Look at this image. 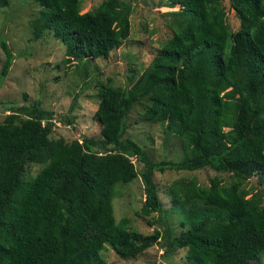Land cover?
<instances>
[{"label":"trees","instance_id":"trees-1","mask_svg":"<svg viewBox=\"0 0 264 264\" xmlns=\"http://www.w3.org/2000/svg\"><path fill=\"white\" fill-rule=\"evenodd\" d=\"M9 2L0 0V8ZM34 2L32 36L50 30L63 45V63L106 57L128 36L130 6L120 0H101L83 12L80 0ZM166 2L177 5L172 35L147 66L125 88L96 85L99 137L49 136L56 122L75 126L70 112L77 92L64 112L43 108L39 99L6 110L0 120V264H104L101 252L108 247L121 258L135 257L158 239L164 257L185 247L211 264H249L264 255V201L241 186L251 175L264 185V0H227L235 28L223 0ZM0 49L3 77L12 53L3 38ZM91 82L83 79L79 90ZM142 101V118L164 122L179 138L180 159L152 161L123 137L127 113ZM31 164L38 165L34 175L27 173ZM204 167L231 181L224 185L216 175L207 186L194 178L171 181V205L184 227L171 237L153 172ZM137 175L144 194L139 213L154 212L148 223L161 227L148 234L128 228L125 218L115 221L112 210L116 186Z\"/></svg>","mask_w":264,"mask_h":264},{"label":"rangeland","instance_id":"rangeland-1","mask_svg":"<svg viewBox=\"0 0 264 264\" xmlns=\"http://www.w3.org/2000/svg\"><path fill=\"white\" fill-rule=\"evenodd\" d=\"M101 0H80V11L96 6ZM130 6L128 15V36L114 47L106 57L63 63V45L45 30L38 38L32 36L28 21L35 17L38 5L34 0H10L5 8H0V38H3L12 53L11 63L6 75L0 77V120L9 106L40 100L43 108L55 113L64 112L71 96L78 93L70 116L74 127L58 122L52 127L51 138L62 137L69 141L79 134L99 137V122L93 117L98 96L96 85L110 83L125 88L147 66L157 48L172 35L169 22L177 5L168 6L166 0H120ZM227 22L231 28L238 24L233 11L223 0ZM4 54L0 49V68ZM86 73V74H85ZM85 74V76H84ZM92 78V82L80 91L83 79ZM145 102L135 103L125 117L123 137L136 141L150 156L152 161L160 159L178 160L182 157L179 138L165 127L164 122L152 123L141 116ZM140 166L136 164L138 169ZM37 164L27 167V173L34 175ZM218 176L224 185L229 184L231 176L216 173L204 167L193 171L164 170L154 171V183L160 205L165 209L162 219L168 226L170 236H177L184 229L180 225V213L171 205L168 186L179 178H194L201 186H207L212 176ZM142 181L137 175L132 181L117 185L112 200L115 221L125 218V225L141 234L151 233L158 224H149L148 220L156 214L142 216L139 207L144 194ZM248 194L258 195L264 201V185L258 182V176L251 175L241 182ZM172 207V209H171ZM163 247L158 239L153 245L135 257L121 258L109 247L101 252L104 264H211L209 258L200 256L189 247L178 248L164 257ZM249 264H264V255L258 261Z\"/></svg>","mask_w":264,"mask_h":264}]
</instances>
